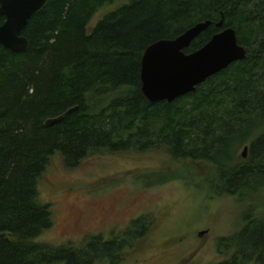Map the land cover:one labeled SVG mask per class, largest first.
<instances>
[{
	"label": "trees",
	"instance_id": "trees-1",
	"mask_svg": "<svg viewBox=\"0 0 264 264\" xmlns=\"http://www.w3.org/2000/svg\"><path fill=\"white\" fill-rule=\"evenodd\" d=\"M113 1L49 0L22 31L25 52L0 45V264H118L154 224L142 216L78 246L35 242L53 223L37 187L57 151L73 168L103 152L163 149L175 160L211 164L209 186L219 194L264 190V0H130L88 32L97 10ZM221 19L245 58L171 103L149 102L140 80L145 49L210 21L184 50L193 52L222 29ZM253 211L242 212L235 234L219 238L218 247L233 252L216 264H264V211Z\"/></svg>",
	"mask_w": 264,
	"mask_h": 264
},
{
	"label": "rangeland",
	"instance_id": "rangeland-1",
	"mask_svg": "<svg viewBox=\"0 0 264 264\" xmlns=\"http://www.w3.org/2000/svg\"><path fill=\"white\" fill-rule=\"evenodd\" d=\"M129 1L114 0L100 7L87 31ZM242 152L243 147L239 155ZM215 174L207 162L175 160L163 149L103 152L73 168L65 165L57 151L37 187L39 200L51 205L53 223L34 241L78 246L94 235L108 239L132 220L148 216L154 224L133 249L121 255L118 264L222 262L233 249L218 247L219 238L241 229L245 209L253 208L256 214L264 211V190L252 195L219 194L209 186ZM93 264L109 262L99 259Z\"/></svg>",
	"mask_w": 264,
	"mask_h": 264
},
{
	"label": "water",
	"instance_id": "water-1",
	"mask_svg": "<svg viewBox=\"0 0 264 264\" xmlns=\"http://www.w3.org/2000/svg\"><path fill=\"white\" fill-rule=\"evenodd\" d=\"M49 0H0V45L12 52H25L28 39L22 35L29 19L42 10ZM211 22H198L173 39H162L149 45L141 58V92L151 103L175 99L195 91L208 78L227 69L232 63L245 58V47L237 41L231 27L222 28L223 19L215 26L222 28L198 50L185 53V49L209 26ZM71 108L67 113L74 110ZM61 116L49 118L53 124ZM248 147L243 148V157ZM204 231L200 232L202 235Z\"/></svg>",
	"mask_w": 264,
	"mask_h": 264
}]
</instances>
